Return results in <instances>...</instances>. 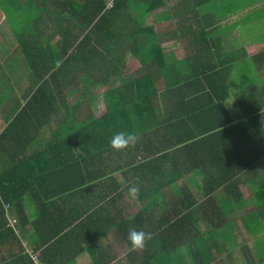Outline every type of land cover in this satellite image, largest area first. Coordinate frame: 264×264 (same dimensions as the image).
Wrapping results in <instances>:
<instances>
[{"label":"trees","instance_id":"obj_1","mask_svg":"<svg viewBox=\"0 0 264 264\" xmlns=\"http://www.w3.org/2000/svg\"><path fill=\"white\" fill-rule=\"evenodd\" d=\"M112 1L12 0L18 22L13 28L18 47L15 62L24 63L39 87L4 136L31 117L41 119L42 116L41 126L35 130L39 133L57 113V104L65 109L64 123L51 133L48 142H44L42 135L37 141L39 135L26 130L29 143L36 144L30 149V157L23 161L25 168L30 169L29 191L8 193L0 189V232H4L0 235L10 239L16 236L8 228L4 205L11 207L17 201L18 218L23 228H32L33 251L41 253L43 264L72 261L110 264L104 240L118 230V217L125 208H118L117 204L128 199L127 188L132 184L140 187L137 199L143 200L183 180L191 172L202 170L201 194L219 203L217 193L222 194L223 199L236 197L233 189L237 172L250 167L245 148L250 140L251 119H241L234 125V118L224 105L229 94L219 95L223 84L227 91L229 89L222 72L207 69L196 78L167 84L161 49L149 46L155 41L154 29L142 28L137 22L132 8L134 0H115L114 8L108 9L107 3ZM217 1L201 0V7ZM8 2L3 1L5 21H9L11 15ZM150 11V7L144 10ZM125 13L129 18L125 19ZM117 24L125 28L128 40L141 43L131 50V57L139 61L146 75L103 96H82L85 91L79 78L95 79L105 86L112 74L118 76V72L112 70L115 65L111 61L114 54L113 60L118 58V36L113 33L118 30ZM84 33L87 35L81 39ZM112 34L114 41L110 40ZM102 35H105L106 45L101 47L98 41ZM57 36L60 45L53 48L50 39ZM91 40L94 63L84 55L85 44ZM68 77H71L70 82ZM60 80L66 87L75 86L77 97L72 98L71 105L59 91ZM174 88L189 92L174 93ZM169 98L177 101L170 102ZM166 105L172 111L178 107V120L166 115ZM195 109L201 111L197 113ZM211 109H221L227 115L230 128H223L226 123H220L198 132L197 121L211 119L216 123L217 116L220 117L219 112ZM120 131L138 132L140 142L124 152L115 151L110 147V140ZM230 136L233 141L222 140ZM246 138L247 141L242 142ZM241 163L245 164L241 166ZM10 178L1 176L0 181H10ZM180 193L184 194L185 201L194 199L184 207L185 216L173 222H159L157 231L165 255L190 243L173 240L168 235L185 231L189 226L194 229L196 225L186 224L197 214L198 207L194 205L197 201L186 185ZM26 197L35 206L32 221L21 208ZM221 210L226 213L225 209ZM150 216L145 209L134 220H121V233L128 235L130 228L142 220H150ZM126 241L130 246L127 238ZM25 250L20 249L0 264H34Z\"/></svg>","mask_w":264,"mask_h":264},{"label":"crops","instance_id":"obj_2","mask_svg":"<svg viewBox=\"0 0 264 264\" xmlns=\"http://www.w3.org/2000/svg\"><path fill=\"white\" fill-rule=\"evenodd\" d=\"M147 7L151 8L149 13L144 12ZM132 8L136 13L135 19L142 28L154 29L155 41L149 46L161 49L166 65L164 76L167 84L172 81L180 82L183 78H196L201 75V71L207 69L222 72L229 89L227 91L223 84L219 95L225 96L228 92L224 105L234 118V125L241 119H251L248 132L250 140L247 141L246 138L242 141H247L245 156L250 160V167L237 172L236 188L233 189L236 197L223 199L222 194L217 193L219 203L209 201V198L201 194L202 170L191 172L183 180L160 192H154L147 199L119 202L118 208L125 210L118 217V230L104 240L110 264H264V0H218L203 7L201 0H134ZM126 18H129L127 13ZM3 19L5 20V15L1 21ZM116 26L118 30H113V33L118 36V58L114 61V54L111 61L115 65L112 70L117 71L118 76L112 74L105 86L95 79L89 81L86 77L79 78L85 91L82 96H103L125 87L132 79L138 80L146 75L139 61L131 57V50L137 45L141 46V43L128 40V33L122 24ZM7 28L11 27L7 25ZM86 35L84 33L81 39H85ZM104 37L105 35L99 36L98 43L101 47L106 45ZM110 40L114 41L113 34L110 35ZM50 44L53 48H58L60 37L50 39ZM17 48V42L10 45L5 43V46L0 44V49H4V58L0 54V177H11L10 181H0V189L8 193L27 192L31 187L27 179L30 169L25 168L23 161L30 157V149L36 144L29 143L26 130L31 129L39 135L37 141L42 135L44 142H48L51 133L64 123L65 114L64 107L57 104V113L39 133L35 130L41 126V120L44 119L42 116L41 119L31 117L30 121H24L14 130L10 129V134L4 136L39 87L24 63L19 65L15 62ZM93 50L91 40L85 44L84 55L94 63ZM73 80L75 81V75ZM68 81H71V77H68ZM57 86L66 96V102L71 105L72 98L75 100L77 97L75 86L69 84L66 87L63 80ZM187 91L189 92L173 89L174 93L179 94ZM169 101L177 100L169 98ZM164 110L168 117H173L174 120L180 118L178 107L172 111L166 105ZM211 110L219 112L220 117L217 116L216 123L211 119H201V123L200 120L197 121L198 132L220 123H226L223 128H230L226 121L227 115L221 109ZM195 111L199 113L201 109ZM184 113L183 111L181 118ZM181 138L184 139L185 136ZM222 140L230 142L233 137ZM244 164L241 163V166ZM185 185L192 191L197 201L194 205L198 207L196 216L186 225H196L194 229L189 226L185 231L168 235L173 240L190 243L188 247L183 245L171 255H165L157 228L162 220L173 222L185 216L184 207L194 199L184 200V194L180 191ZM24 200L21 208L26 210V216L32 221L36 214L35 206L29 197ZM16 203L17 201L9 208V215L18 220L17 233L11 239L0 235V263L15 256L20 249L28 247L35 250L32 228L22 227L18 218L20 208ZM145 209L149 210L150 220L140 221L135 228L152 232L154 239L144 250L134 252L126 241L128 235L121 233L123 227L121 228L120 222L134 220ZM221 209H225L226 213ZM69 264L78 262L72 261Z\"/></svg>","mask_w":264,"mask_h":264},{"label":"clouds","instance_id":"obj_3","mask_svg":"<svg viewBox=\"0 0 264 264\" xmlns=\"http://www.w3.org/2000/svg\"><path fill=\"white\" fill-rule=\"evenodd\" d=\"M140 139L141 136L138 132L120 131L115 133L111 138L110 147L115 151L124 152L138 144ZM140 191V187L136 184H132L127 188V194L133 200L140 196ZM127 239L130 242L132 251H142L146 248L147 244L154 239V234L150 231L132 227L128 231Z\"/></svg>","mask_w":264,"mask_h":264},{"label":"rangeland","instance_id":"obj_4","mask_svg":"<svg viewBox=\"0 0 264 264\" xmlns=\"http://www.w3.org/2000/svg\"><path fill=\"white\" fill-rule=\"evenodd\" d=\"M3 1L4 0H0V19L3 18V15H4ZM7 5H8L7 8L9 10V13L11 14V15H9V21H5L3 19V21L0 22V44L3 46H5V43L10 45V44H15L17 42V40L15 39L13 28H14V26L18 25V22L16 20V17L14 16V7L12 6V0H9ZM7 25L10 26L11 28H7ZM5 50L7 51V45L5 47ZM3 53H4V49L3 50L0 49V54L4 58ZM128 200L132 201L133 199L128 196ZM5 207H6V205H5ZM6 221H7L8 228L10 230L14 231L16 234L17 233L16 228L18 225V220L13 219L8 214V220L6 218ZM27 249H29V248L27 247Z\"/></svg>","mask_w":264,"mask_h":264},{"label":"built area","instance_id":"obj_5","mask_svg":"<svg viewBox=\"0 0 264 264\" xmlns=\"http://www.w3.org/2000/svg\"><path fill=\"white\" fill-rule=\"evenodd\" d=\"M108 9H112L114 7V1L107 3ZM10 208V205H6L5 207V213H6V218L8 220V210ZM26 253L29 255L30 259H32L34 264H43L42 261V255L40 252H35L30 249L25 250Z\"/></svg>","mask_w":264,"mask_h":264},{"label":"bare ground","instance_id":"obj_6","mask_svg":"<svg viewBox=\"0 0 264 264\" xmlns=\"http://www.w3.org/2000/svg\"><path fill=\"white\" fill-rule=\"evenodd\" d=\"M114 5H115V0H114ZM113 8H114V7H113ZM113 8H112V9H113Z\"/></svg>","mask_w":264,"mask_h":264}]
</instances>
